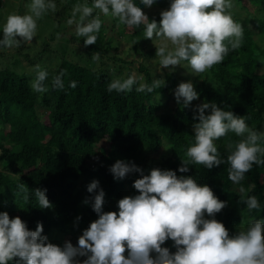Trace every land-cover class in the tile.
Masks as SVG:
<instances>
[{
	"label": "trees",
	"instance_id": "trees-1",
	"mask_svg": "<svg viewBox=\"0 0 264 264\" xmlns=\"http://www.w3.org/2000/svg\"><path fill=\"white\" fill-rule=\"evenodd\" d=\"M254 1L264 4V0ZM54 2L56 11H49V16L68 11L85 0ZM134 2L144 8L141 0ZM170 3L171 0H157L151 7L160 11L157 20ZM71 17L69 12L68 19ZM252 19L254 30L244 28L242 47L230 52L221 64L208 71L199 85L193 82L199 98L188 107L183 106V101L177 104L174 98L179 82L177 75L171 72L164 75L165 86L153 93L136 92L138 85L131 92L109 93L107 86L112 80L126 78H117L112 69H93L60 58L45 81L49 91L40 94L32 91V80L22 69H1L0 212H7L10 218L19 216L31 231L42 223V235L50 243L57 245L63 237H69L77 243L72 245L77 247L83 231L98 219L92 206L99 190L105 193L104 212H118L120 199L139 195L133 186L135 180L142 178L139 173L116 180L110 172L117 160H123L134 163L144 175H149L155 168L171 170L178 177H191L201 186H209L227 205L214 218L225 225L230 235L237 234L241 226L247 227V206L239 203V194L233 191L227 163L211 170L202 165H191L187 173H180L178 169L182 166L181 160L187 158V147L194 142L192 126L198 123L193 119L197 114L194 110L202 103H215L222 110L250 117L248 125L264 132V12L261 17ZM122 28L127 30L132 42L126 51L127 59L122 61L130 63L141 54L144 29L143 26ZM81 41L84 45V38ZM44 46L33 58L27 54L18 55V62L26 59L30 65L39 64L44 69L43 56L48 55ZM86 48L101 50L93 45ZM62 70H66L65 88L53 89L52 77ZM137 70L143 77L142 82L149 85L155 79H162L146 65L140 64ZM129 75L130 72L127 77ZM73 80L77 82L75 89L68 87ZM236 139L234 134H229L217 141L222 158L227 157L228 140ZM147 155L160 156V159L156 162L154 157L151 160L145 158ZM94 180L99 181V188L89 193L87 186ZM21 183L29 189L27 203L22 194L16 195ZM244 184L245 187L256 185L250 195L257 196L261 210L253 215L264 220V167L254 165L246 174ZM38 188L47 190L46 196L52 207L39 208L34 195ZM163 247L173 254L176 251L171 240Z\"/></svg>",
	"mask_w": 264,
	"mask_h": 264
},
{
	"label": "clouds",
	"instance_id": "clouds-1",
	"mask_svg": "<svg viewBox=\"0 0 264 264\" xmlns=\"http://www.w3.org/2000/svg\"><path fill=\"white\" fill-rule=\"evenodd\" d=\"M156 2L141 0L144 8H151ZM234 7V0H171L170 7L160 13L158 24L154 19L150 22L134 0H93L91 6L75 5L67 24H75V34L84 38L85 47L97 43L103 25L101 14L118 21L117 28L143 26L145 39L159 41L155 56L161 69H174L187 62L199 76L242 47L245 30L233 17ZM26 8L23 15L7 16L0 48L14 49L22 43H32L38 21L49 11L55 12L57 5L54 0H30ZM92 59L98 61L100 54L94 53ZM32 71V91L48 92L45 81L49 72L39 64ZM65 75L66 70L53 75L51 87L64 90ZM142 81L143 77L133 73L126 79L112 80L107 91L127 93L138 85L136 92L153 93L165 86L163 79H155L150 85ZM68 87L75 89L77 82L71 81ZM174 95L177 104L183 101L184 107L199 98L192 82L180 83ZM194 111L197 114L193 119L198 121L192 126L194 142L187 147V158L181 160L178 170L187 173L191 165L211 170L227 163L233 191L238 192L239 203L247 206V227L241 226L237 234L230 235L225 225L214 218L227 205L209 186H201L191 177H178L171 170L155 168L144 175L134 163L117 160L110 168L114 179L139 173L142 178L133 185L139 195L120 199L118 212H104L105 193L99 190L92 206L98 219L83 231L77 247L71 242H65L63 247L50 243L42 235V223L31 231L19 216L10 218L7 212H0V264H77L76 258L85 256L83 264H264V220L253 215L261 210V203L257 196L250 195L256 185L244 184L254 165L264 167V132L248 125L250 117L237 116L215 103H202ZM229 134L238 139L228 140L224 159L217 141ZM17 187L16 195L22 194L23 201L29 202L27 186L21 183ZM98 188L99 181L94 180L87 191L93 193ZM46 191L38 188L34 192L41 209L52 207ZM168 240L174 242V254L163 247Z\"/></svg>",
	"mask_w": 264,
	"mask_h": 264
},
{
	"label": "rangeland",
	"instance_id": "rangeland-1",
	"mask_svg": "<svg viewBox=\"0 0 264 264\" xmlns=\"http://www.w3.org/2000/svg\"><path fill=\"white\" fill-rule=\"evenodd\" d=\"M86 1L87 0L81 4L87 3L91 6L92 3ZM28 3H30V0H0V39L3 38V26L6 23L7 16L10 14H25L27 12L26 5ZM234 5L235 7L232 10L234 19L240 22L244 28L254 30L252 18L261 17L264 12V4H255L254 0H234ZM74 6H71L68 11L55 14V16H49V13H47L38 21L37 35L32 43H22L19 48L14 49L0 48V70L3 68H16L20 71V69H22L21 71L33 80L35 73L32 69L35 65H30L26 59H19L18 62V58H20L18 55L27 54L30 58H33L36 53L40 52L41 48L46 45V52H48V55L42 56L44 58V69L49 72V75L55 70L60 58L93 69H112L116 71L117 78H127L128 72H130L131 75L133 73L136 76L139 75L137 68L140 64H143L162 79L166 73H175L179 82L177 86L182 82H194L199 85L203 81L204 75L208 74V72H206L197 76L192 72L187 62H182L181 66H177L174 69H161L159 58L155 56V47L159 45V41L148 40L145 39L144 36H142V41L140 42L141 54L134 57L130 63L123 62L122 60L127 59V49L132 45L131 39L127 34V30L122 28L123 25L117 28L116 25L118 22L116 20L104 17L102 14L100 18L103 21V25L97 43L93 45L101 50L98 51L95 48L87 49L82 44L81 40L83 37H77L75 34V24H67L68 14L69 12L73 14ZM143 11L149 19L152 18L159 24L160 19H156L160 12L158 9L143 8ZM94 15H96V12H94ZM77 19H79V13H77ZM96 52L100 54V59L98 61L92 59V55ZM18 64L20 67H18ZM196 101L197 100L192 103L195 104ZM153 157L154 156L147 155L145 158L151 160ZM154 158L157 162L160 156H155ZM126 191L124 193H126ZM65 242H71L73 245L77 244L75 241L72 242L69 237H63L57 245L63 247ZM85 259V257H77V264H83Z\"/></svg>",
	"mask_w": 264,
	"mask_h": 264
}]
</instances>
